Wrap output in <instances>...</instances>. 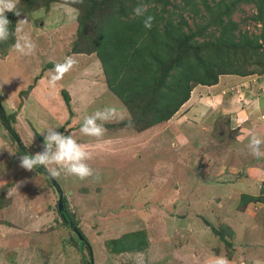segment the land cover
<instances>
[{"label": "rangeland", "instance_id": "rangeland-1", "mask_svg": "<svg viewBox=\"0 0 264 264\" xmlns=\"http://www.w3.org/2000/svg\"><path fill=\"white\" fill-rule=\"evenodd\" d=\"M206 1L212 6L218 0ZM171 2L174 6L167 9L175 22L183 19L193 26L200 20L188 11L180 17L175 5L181 7L182 1ZM195 2L203 23L208 22L201 0ZM256 10L253 2H242L231 16L249 37L260 36L264 27L252 19ZM25 16V31L36 50L30 56L11 50L0 59V102L5 114L16 113L15 130L35 154L42 151V134L49 127L59 130L68 118L60 95L61 90L68 92L74 112L70 134L92 153L88 163L101 178H54L88 238L94 264H205L219 255L231 264H264V203H249L235 212L240 195H259L264 182V159H255L246 149L249 130L264 139V69L248 61L246 68L253 74L222 75L213 88L195 87L166 124L140 132L107 123L105 136L97 140L79 132L86 115L115 107L131 116L106 87L96 55L72 52L78 11L53 3L19 19ZM208 31L218 35L217 26ZM67 56L77 64L54 89L48 83L49 68L27 97L19 95L45 66ZM19 158L0 124V195L9 200L0 209V264H80L86 253L68 242L76 239L60 221L57 195L41 174L21 168ZM241 170L252 180L231 178ZM220 177L234 179V184H215ZM205 219L214 228L223 222L234 228L230 248ZM137 230L145 232L147 248L110 253V239Z\"/></svg>", "mask_w": 264, "mask_h": 264}, {"label": "trees", "instance_id": "trees-1", "mask_svg": "<svg viewBox=\"0 0 264 264\" xmlns=\"http://www.w3.org/2000/svg\"><path fill=\"white\" fill-rule=\"evenodd\" d=\"M181 1L183 3L181 7L175 5V8L181 11L178 14L180 17L182 11H188L193 17L200 19L194 22L193 26L188 25L183 19L175 22L172 13L167 9V6L172 5L171 0H83L82 4L73 3L72 0H18V7L24 12L23 15L42 8L47 10L53 3L66 4L78 11L76 40L72 52L96 55L106 87L128 110L133 122L131 127L141 132L166 124L189 100L195 86L216 85L219 76L222 75H251L255 71L247 70L248 61L264 69V27L260 36L249 37L247 32L239 31L238 25L231 19L232 13L242 2H253L257 13L252 19L264 22V0H218L212 6L206 0H201L209 16L206 23L202 21L203 17L195 0ZM137 4L147 5L145 15L155 17L150 30L143 26V17L134 15L133 9ZM7 16L11 21L10 29H14L19 17L11 12L7 13ZM212 26H217L218 35L208 31ZM14 42V37H10L8 41L0 43V59L12 50L11 45ZM53 67V63L45 66L33 83L20 91L19 95L27 97L40 76H43V71ZM60 95L67 109L68 118L58 131L69 135L73 130L69 124L74 112L68 92L61 90ZM21 106L22 103L19 107ZM6 118L19 136L14 126L16 113L6 114ZM0 124L4 127L5 136L15 145L18 155H24L7 133L1 119ZM115 125L127 127V120ZM25 147L30 155L34 154L29 147L26 145ZM35 171L41 174L38 169ZM43 178L56 194L50 182L44 176ZM220 178L215 179L217 181L215 184H222L220 180H228V178L225 180V177ZM231 178L252 180L249 173L243 170ZM234 179L228 180L227 184L232 186ZM63 200L67 218L82 237V240L79 239L69 230L76 241L69 238L68 242L79 251L85 250L86 254H83L80 264H88L90 243L78 227V221L69 210L66 198L63 197ZM8 201L0 195V209ZM249 203H264V182L261 183L259 195L252 196L246 193L240 195L235 212H242ZM55 207L60 216L57 203ZM60 221L63 227L69 229L62 219ZM223 223L214 228L205 219L206 226L211 228L220 242L230 248L234 233L231 227H224ZM107 245L111 254L119 256L144 250L147 248V240L145 232L137 230L110 239Z\"/></svg>", "mask_w": 264, "mask_h": 264}, {"label": "clouds", "instance_id": "clouds-1", "mask_svg": "<svg viewBox=\"0 0 264 264\" xmlns=\"http://www.w3.org/2000/svg\"><path fill=\"white\" fill-rule=\"evenodd\" d=\"M73 3H83V0H72ZM147 5L137 4L133 13L137 17H143V26L151 29L155 19L152 15H145ZM13 13L21 17L24 12L18 7V0H0V43L6 42L10 37H14L15 42L11 49L20 56H30L36 50V44L30 35L25 31L28 18L25 16L18 19L14 29H10L11 21L7 13ZM54 67L48 75L49 87L54 89L58 82L62 81L76 66L77 61L72 56L64 58L63 62H53ZM127 119V126H132V120L126 118L123 111L115 107H104L97 109L90 115L83 118L79 132L86 137L102 139L107 129V123H119ZM42 151L32 155L24 154L20 156V167L33 171L43 167L49 175L59 178L61 175L72 176L81 181L92 178L99 181L101 174L99 170L90 167L88 161L92 153L85 146L79 143L74 134L64 135L55 127H49L43 134ZM248 142L246 149L248 154L255 159H264V139H261L254 130L247 132ZM15 155V153H12ZM19 187V185H17ZM205 264H231L224 255L213 256L205 261Z\"/></svg>", "mask_w": 264, "mask_h": 264}, {"label": "water", "instance_id": "water-1", "mask_svg": "<svg viewBox=\"0 0 264 264\" xmlns=\"http://www.w3.org/2000/svg\"><path fill=\"white\" fill-rule=\"evenodd\" d=\"M0 119H1L2 123L5 126V129H6L7 133L11 136V138H13V140L15 141V143L17 144L19 149H21L24 154L30 155L29 151L24 146L23 142L21 141V139L19 138L17 133L12 129L10 123L8 122V120L6 118V114H5L4 108H3L2 104H1V102H0ZM38 170L50 182L51 186L53 187V189L56 192V195H57V209H58V211L60 213L61 219L68 226L69 230L73 234L78 236L79 239L82 240V237H81L80 233L78 232L77 228L74 226V224L66 216V209H65V204H64V200H63L64 196H63V191H62L61 187L59 186L57 181L54 179V177H52L51 175L48 174L46 169L41 167ZM88 264H94L92 252H90V259H89Z\"/></svg>", "mask_w": 264, "mask_h": 264}, {"label": "crops", "instance_id": "crops-1", "mask_svg": "<svg viewBox=\"0 0 264 264\" xmlns=\"http://www.w3.org/2000/svg\"><path fill=\"white\" fill-rule=\"evenodd\" d=\"M217 84H218V83H217ZM217 84H216V85H217ZM216 85H213V86H202V85H197V86H199L200 88H209V89H210V88H213V87L216 86ZM197 86H195V87H197ZM195 87H194V88H195ZM194 88H193V90H194ZM193 90H192V91H193ZM192 91H191V92H192ZM190 98H191V95H190ZM190 98H189V99H190ZM252 107H255V104H253ZM232 213H233V212H232ZM232 213H231V214H232ZM231 214H230V217H231ZM230 219H231V218H230ZM228 226L231 227L230 225H228ZM231 229H232V231H235L234 228L231 227ZM233 233H234V235H235V232H233ZM254 263H255V262H254ZM249 264H253V262L250 261ZM255 264H258V263H255Z\"/></svg>", "mask_w": 264, "mask_h": 264}]
</instances>
